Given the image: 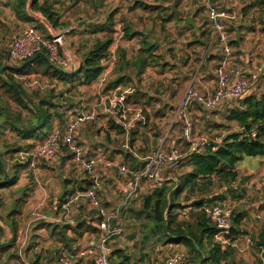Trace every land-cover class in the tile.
<instances>
[{"label": "trees", "instance_id": "trees-1", "mask_svg": "<svg viewBox=\"0 0 264 264\" xmlns=\"http://www.w3.org/2000/svg\"><path fill=\"white\" fill-rule=\"evenodd\" d=\"M63 1L32 0L31 9L33 12L40 13L46 17L57 29L62 25L60 22L61 14L57 6L62 4ZM91 2L95 3L96 7L103 4L99 3V0H91ZM0 3L3 6H9L16 18L21 22L35 23L36 26L34 27L45 36L50 37L47 26L29 14L28 4L30 0H0ZM141 5L147 10L155 8L152 5L142 3ZM114 16L115 13L109 14L104 23L91 26V29L88 30L90 33L96 36L102 33L103 36H97L94 39L91 48L83 54V59L78 67L72 71H66L51 63L47 53L44 52L24 61L20 65L13 64L12 67L6 68L2 73L1 69L7 63L4 55L0 52V264H3V255L8 251H13L15 247L20 230V217L23 214L27 199L31 195V184L18 186L19 181L26 171H30V174L37 170V164H35V167L32 165L34 159L31 156H28L26 160H21L16 158V155L31 152L40 144L35 146V140H39L41 143L45 141L57 126H65L81 109H76L75 102L71 99L68 100L66 97L73 95L81 85H92L105 71L103 63L110 58L112 54L111 47L116 40L117 30ZM124 35V39H130L137 34H130L128 27H125ZM148 38L144 36L145 46L135 61L136 65L143 64L139 65L138 76L144 73L147 65L152 63L153 59L156 60L154 52L158 46L156 43L148 41ZM230 44L232 45V43ZM118 52L119 64L129 65L126 62L125 50L119 48ZM8 57L10 58L9 52ZM31 75H40L51 82H59L64 85V90L57 92L55 88H51L46 91H41L40 89L29 91L25 88L24 82L20 81L16 76H25L29 80ZM128 79L126 75H119L107 84L104 91L106 93L112 91L119 85L127 83ZM260 79L263 81L257 90L260 93L256 91L233 99L219 110H215V112H220L226 107L228 111L225 114V119L227 122L236 123L238 131L229 130L231 126L226 124L214 123L212 127L209 126L211 129H228V133L225 135L220 134L217 138L208 139L207 142L200 145L196 151L190 153L182 161L181 165L184 163L187 166L186 170L177 175V177L175 176L169 181L166 180L162 187L151 189L144 196L140 209L131 208V213L141 222L142 232L139 237L143 245L150 242L152 238L156 239V242H162V245H183L187 251H182L185 258L184 264H247L244 260L237 258V249L233 245L239 235L248 234L242 228L243 221L249 216L247 211L235 212L233 210L232 228L230 234L226 236L229 241L223 244L216 238L219 232L216 223L203 212L194 211L188 219H184L180 217L178 210L184 208L187 203L195 207L222 204V201L226 199L229 193H234V196L238 195L236 194V189L231 188V185L239 177L237 164L246 156L264 157V73ZM142 98L147 99L146 103L151 101V97L144 92L137 91L128 94L122 102L117 103L116 111L122 116L123 113H120L119 109L125 111L124 106L135 104ZM61 100H65V102L61 103ZM66 106H72V110L76 111L71 118L66 115V112L69 111L65 108ZM195 106L200 107L197 104ZM141 122L140 120L138 123L140 127L136 129L133 126L130 127V130L126 121L119 123L116 120H111L113 125L109 124L111 126L109 128L116 131V137L125 134L132 136L130 147H134V149L133 151L127 150L126 158L130 156L133 160L136 159L138 153L135 150V143L139 139L147 138L145 143L150 140L153 142L151 144H154V141L148 137L149 130L147 126ZM140 128L142 136L137 137ZM254 132L256 136L253 137ZM8 137L11 141H9ZM107 137H110L109 132H107ZM154 140L157 142L158 138L155 136ZM80 145L88 155H94L99 152L98 150L92 153L87 151L81 138ZM100 152L105 154L104 151ZM62 157H64V160H71L77 169L85 172L87 179H84L83 183L80 182L78 186L74 183L77 180L73 183H71V180H64L65 189L56 205V209L58 207L64 208V205L74 195L85 192L91 184L90 175L73 161L72 153L66 148H63L58 160H61ZM41 160L53 162L45 159L38 161ZM128 161L131 166L127 165L131 168L141 167L144 163V159L135 165L130 159ZM216 186H226L227 189L219 194L206 195L208 191H211ZM5 191H11L14 194L12 200H9L11 201L9 205L5 201ZM183 194L184 199L187 200L186 202L179 201L180 196ZM84 199L88 200L85 197L80 200ZM91 208L94 209L93 212L95 214H92L89 220L77 218L75 225L40 221L34 230H51V236L60 247L57 251V257L63 253H77L81 248L74 245L78 242L80 236L86 232L96 236L100 235V230L97 227V222L99 221L98 208L94 206H91ZM168 208L170 209L168 210ZM261 210L264 211V204L261 206ZM8 230L12 232L13 237L6 241L3 240V236ZM72 234L75 236H72ZM136 235L137 232L132 234L130 236L131 239H135ZM251 239L253 244L255 243L257 251L264 257V223L260 231L252 234ZM157 244L159 243H155V245ZM8 257H16V255L9 253ZM134 258H136L135 254L126 252L122 248H115L110 255V264H155L152 262L153 259L145 252H140L136 261H134ZM88 259L92 262L91 264H95L92 257ZM84 260L85 257L79 258L76 264H85L86 261Z\"/></svg>", "mask_w": 264, "mask_h": 264}, {"label": "rangeland", "instance_id": "rangeland-1", "mask_svg": "<svg viewBox=\"0 0 264 264\" xmlns=\"http://www.w3.org/2000/svg\"><path fill=\"white\" fill-rule=\"evenodd\" d=\"M76 1V3H75ZM66 2V1H65ZM102 2V1H101ZM100 5L99 3H97ZM63 10L61 11V17L60 22L62 23L61 26H59L57 29L54 27V30L56 33H62L67 30V28H79L80 30H83L80 34L76 35L74 39L75 40V47L78 51H81L82 48H87L90 43L92 45V42L94 38L97 36L102 37L103 34L99 33V35L92 36L89 33L85 32V28L88 23L90 25L96 24L97 22L102 24L107 20V17L109 14H114V22L115 27L119 28V33L121 35L124 31V26L126 24L123 23L122 16L119 14L117 16L116 13H118V9L120 11V6L118 7V3L115 0H107L102 5L96 7L95 3H92L91 0H71V3L69 5H66L65 7H62ZM118 8V9H117ZM230 10H233L232 8ZM5 12L0 14V18ZM37 15L43 16L40 13H36ZM63 14V16H62ZM151 16H154V12H149ZM124 16V15H123ZM44 17V16H43ZM65 17V19H63ZM47 19V18H46ZM19 20V19H18ZM44 23L40 19H36ZM20 21V20H19ZM97 23V24H98ZM122 23V25H121ZM73 24V25H71ZM89 25V26H90ZM36 26L35 23H24L21 22L14 26L5 25L3 22L0 25V52L2 55H4L5 62L7 64H16L20 65L21 63H17L13 60H11L8 57L9 48L11 46L12 39L15 35L19 34L22 30H24L26 27ZM36 28V27H34ZM48 28V27H47ZM77 28L74 30L75 33H77ZM88 28V26H87ZM161 28V25H160ZM37 29V28H36ZM48 30V29H47ZM163 30L166 31V26L163 25ZM228 30V29H227ZM48 32L51 34V30H48ZM73 32V31H72ZM71 32V33H72ZM67 36V35H66ZM124 34L122 37L118 36L120 38V42L124 39ZM165 34L163 35V37ZM154 37V36H153ZM158 38V37H157ZM66 37L64 38V45ZM154 40V38H153ZM160 38L155 42L157 46H160ZM164 44V42H161V44ZM157 47V49H158ZM155 51H158V50ZM162 50V47H160V50ZM165 54V51H163ZM160 61H164V58H161ZM196 63L200 64V60L197 58ZM260 62L257 61V66ZM162 64V63H160ZM262 64V63H261ZM201 65V64H200ZM170 67V66H169ZM256 66H252V69ZM204 69V66H201V69ZM217 68V67H216ZM250 68V67H249ZM159 69L163 70L161 66L159 65ZM200 69V70H201ZM158 72V71H157ZM163 72V71H162ZM20 81L24 82L25 88H27L29 91H32L34 89H40L41 91H46L51 88H55L57 92L64 90V85L56 82V81H49L47 78H43L42 76H35L31 75L29 76L31 78H37L41 80V86L35 87L30 85V81L27 77H21L16 76ZM27 79V80H24ZM263 83V81L260 79L257 85V88L254 92H256L260 85ZM151 92H156L158 95L157 99L153 100V102H158L160 99L159 97L161 94L165 93L167 91V87L162 84L155 85L152 84L150 89ZM187 90V89H186ZM259 92V91H257ZM186 93V91H185ZM260 93V92H259ZM81 94V95H79ZM85 94V95H84ZM82 96V97H81ZM97 95H95L94 90L89 88V85H81L79 89L73 93L70 97H66L68 100L71 99L73 102H75L76 109H80L81 107L90 108L92 104L95 103L97 100ZM154 99V98H153ZM147 99H140L139 102H135L132 104H127V112H125L124 116H120V114H116L113 116H102V118L106 122V126L113 125L111 123V120H116V122L122 123L123 121H132L133 126L137 129V127H140L139 121L140 117L141 123H145V126H147V129L149 132H151V135L153 137H157L160 145L163 143L165 146L167 143V147H178V149L181 150H187L189 145L184 142L181 138L182 134V123L180 120L176 121V123H173L174 121V115L172 114V111L170 112L169 116H163V112H166L168 109H174L180 105L179 102H175V107H172L171 105H166L164 108L158 109L156 112L155 110H151L149 112L145 106L150 107V102H145ZM170 103L173 101V98L169 99ZM61 103L65 102V100H61ZM167 102V100L163 101V103ZM109 105V104H108ZM168 107V108H167ZM66 109L69 111L66 112V115L68 118H71V116L76 112L75 110H72V106H66ZM179 108V107H178ZM177 108V110H178ZM126 110V109H125ZM160 110V111H159ZM228 109L226 107L223 108L220 112H207L203 109H201L198 106L193 105L190 109V112L192 114V121L194 122V133L196 136H206L209 139H212L214 137H218L220 134L225 135L228 133V129L225 128H209L214 125V123L219 124H226L230 125L229 130H236L238 131L237 124L234 122H227L225 119V114L227 113ZM193 112V113H192ZM103 115V114H102ZM162 117H164L162 119ZM100 118V121L101 119ZM119 118V121H118ZM162 119V120H161ZM159 121L158 124H156ZM115 122V121H114ZM175 126V127H174ZM88 129L91 131L96 128H98L97 123L92 122L87 125ZM102 129H99L98 132L100 133ZM117 134V133H114ZM126 135L128 140V146H127V140H125L123 144V138ZM123 136L114 137L113 143L117 144V151L121 153V156L118 157L119 154H117V159L120 163H126L129 166H131L130 162L128 161L132 157H125L124 150H130L133 151L134 147L131 148V138L125 134ZM9 138V137H8ZM119 138V139H117ZM135 138V137H134ZM151 138V137H149ZM147 138L139 139L135 145V150L138 153L137 156H146L151 155L154 150L158 147L157 144H151L152 141H148V143H145ZM160 139V140H159ZM99 140L106 142L105 137L99 138ZM9 141L10 138H9ZM136 141V139H135ZM175 142V146L171 145V142ZM94 140L92 141V143ZM35 143L37 146L41 141L35 140ZM110 143V142H109ZM113 145V144H112ZM141 155V156H140ZM23 157H25L24 154H17L16 158H20L21 160H24ZM111 158V157H110ZM138 160H140L138 157H136ZM133 159V158H132ZM68 159H65L67 161ZM143 160V159H142ZM59 161H55L53 163L46 162V161H37L36 164H38V167H42V171H33L29 174L30 171L25 172V176H22L26 179L25 183L27 185H30L31 188V195L27 199V203L25 204L23 208V214L20 217V230L19 235L16 240L15 247L13 251H8L5 253L2 257V263L3 264H55L56 258H57V251L59 250V245L57 244V241L51 236V230L44 229V230H34L35 226L40 221L45 222H54L57 224H65V223H71L76 224L77 218H86V220H89L87 218H90L92 214H95L93 212L94 209L91 208L88 200H80L76 203H71L69 207V211L66 212L65 208L56 209V205L59 202V199L63 193V191L58 192V189L64 190L65 177H59L56 175V171L60 168V165H65V163H58ZM70 167L74 168V172L78 171V169L75 167L72 162H70ZM263 163L258 162L255 158H247L244 157L243 160H241L237 164V170L239 172V177L236 182L231 185V188L236 189V194L229 193L224 201H222V204H225L227 206H230L233 208L235 212L240 211H247L249 216L245 218V220L242 223V228L248 232L246 235H239V237L234 241L233 245H235L237 249V258L244 260L247 264H264V257L260 255V253L257 251L255 247V243L253 244L251 236L252 234H256L258 231H260L261 227L264 223V211L261 210V206L264 204V168H262ZM46 169L44 170L43 168ZM64 167V166H63ZM187 169V166L184 165V163L172 173L173 177H177L180 173H182L184 170ZM62 170H60L61 172ZM112 174L116 175L114 172L115 170H111ZM24 174V173H23ZM82 174V173H81ZM66 175V174H65ZM64 175V176H65ZM59 177V178H57ZM59 179V180H58ZM67 179V178H66ZM70 180V179H67ZM85 180L83 179L81 183H83ZM169 181V180H168ZM74 181L71 180V183ZM91 185V184H90ZM103 186V182H102ZM171 186V185H170ZM90 188V187H89ZM88 188V189H89ZM104 187H102L100 191V201L102 205L105 208H108L110 212L116 211L118 208H120L119 212L116 211L118 214H121V222H120V228H122V233L119 236H116L111 242V250H114L115 248H122L125 249L126 252L135 254L136 258H134V261L137 260V256L140 252L147 253L153 260L152 262L155 264H163L165 260L174 254L176 251H183L187 252L185 249V246L183 245H162V242H156V239L152 238L150 242L143 245V243L140 240L139 234L142 232L141 230V222H139L136 219V216L131 213V208L133 209H140L143 203V198L145 195L149 193L150 190L144 189L137 199L130 204L128 209H125L124 212V202L121 195L117 193H112V189L115 188H106V190H103ZM87 189V190H88ZM105 189V188H104ZM226 186L219 187L216 186L212 188L211 191H208L206 195H213V194H219L224 191H226ZM86 190V191H87ZM37 195L35 196V194ZM5 201L7 205L11 203L12 198L14 197V194L11 191H5ZM54 198H57V202H54ZM179 201L186 202L187 200L184 199V194L180 196ZM54 202V203H53ZM79 204V205H78ZM4 212V210H3ZM176 212V211H175ZM80 216V217H78ZM136 238L131 239V235L136 233ZM36 233V234H35ZM35 234V235H34ZM72 236H75L72 234ZM13 237L12 232L8 230L5 232V235L3 236V240L9 241ZM98 237L99 235H93L91 233H84L82 236L78 238V242L74 245L75 247L80 246V248L86 249V248H92L94 251L96 244L98 243ZM155 243H159L155 245ZM31 246L33 247L31 248ZM239 248H243L242 251H239ZM80 249V250H81ZM14 254L16 257H8V254ZM40 254V256H39ZM92 254H89L85 257V264H91L92 262L89 261L88 258H91ZM38 258V259H37ZM263 260H262V259ZM87 259V260H86ZM37 260V261H36ZM262 260V261H260Z\"/></svg>", "mask_w": 264, "mask_h": 264}, {"label": "crops", "instance_id": "crops-1", "mask_svg": "<svg viewBox=\"0 0 264 264\" xmlns=\"http://www.w3.org/2000/svg\"><path fill=\"white\" fill-rule=\"evenodd\" d=\"M106 1L107 0H99V3H104ZM116 1L118 3V7L120 6V11L117 8L118 13L116 14L117 16L120 14L122 16L123 23L126 24L124 26V30L125 27H128L130 34L137 35L133 36L130 39H123L122 42H120L121 40L120 38H118V36L122 37L124 31L121 35V33H119L120 27L116 28V40L111 47V58L108 59L109 61H105L103 63L105 65V71L103 72L104 74L102 73V75L96 82H94L92 85H89V88L94 90L95 95H97V100L95 101V103L101 102V95L109 96L110 99L105 100L103 102L105 104L101 105L99 108L98 117L94 121L95 124L97 123L98 125L97 130L95 128L91 131L87 127L88 124H85L80 129V138L84 143V147L87 151H89L90 153L97 150L104 151L108 157H111L113 159H117V154H119L118 157L121 156V153L117 151V144H114L112 140L114 139V137H116V134H114L116 133V131L111 130L109 128L111 126H106V122L102 118V116L105 117V115H118V112L116 111L117 109L111 103V99H113V96L115 95L119 98V94L127 96L128 94H132L137 91L144 92L146 93V95L148 94L151 97V106H145L144 108H146L149 112H151V110H155L157 112L158 109L164 108L166 105L175 107V102L180 103L184 98L186 89L190 85H192L196 90L202 93H212L217 86L216 67L221 58L223 49L221 41L214 36V32L209 25L207 10L208 0ZM211 1L220 6H223L225 3L230 4L231 8L233 9L232 13L235 14L234 18L227 20L229 36L228 39L229 42L232 43L231 46L233 52L231 63L234 65L239 64L242 66H248L250 68H252V66H257V61L260 62L258 65H264V0ZM70 3L71 0H64L62 4L57 6L60 14L63 10L62 7H65ZM141 3L155 6V8L147 10L141 5ZM171 6H174V10H172ZM3 12L5 13L0 18V25L2 24V22L5 25L7 24L9 26H14L18 23H21V21L16 18L15 14L12 12L9 6H3L2 3H0V14ZM149 12H154V16H151ZM63 19H65V17H63ZM89 25L90 23H88L87 25L88 28L86 26L83 29H85L86 33L95 36V34H92L90 33V31H88L91 29V26L93 24L90 26ZM163 25L166 26V31L163 30ZM76 28L77 27L75 26L74 30ZM74 30L72 33L66 36V42L65 45H63L62 49L68 56L69 60L72 62V66L74 64H77L78 67L79 63L83 59V54L88 51L92 45L90 43V45L86 49L82 48L81 51H78L75 47L76 43L74 39H76L75 36L83 32V30L77 28V33H75ZM164 34L165 36L163 37ZM144 36L149 37L147 40L154 43L158 40V38H160L161 42H164V44H161L160 42V46L157 49L158 51L154 52L156 60L153 59L151 61L152 63L147 65L144 73L141 76H138L137 73L139 72V65L143 64L136 65L135 61L137 59V56L145 46ZM160 47H162L161 51H159ZM119 48H123L125 50L127 56L126 62H128L129 65L119 64ZM163 51H165V54L163 53ZM113 54L115 55L114 60H112ZM161 58H164V61H160ZM197 58L200 60L201 65L196 63ZM6 65L12 66L13 64ZM159 65L163 70L159 69ZM202 65L204 66V69H201ZM72 70L75 69L66 71ZM119 75L128 76V82L125 84H121L117 88L106 93L104 89L106 88L107 84L110 81L112 82ZM103 77L106 78L104 82L102 81ZM152 84H165V86L167 87V91L161 94V96L159 97L162 100H159L158 102H153V100L157 99L158 94L149 90ZM171 98H173V101H171L170 103L169 99ZM164 100H167V102L163 103ZM178 107H176L175 110L168 109L166 112L162 113L163 116H169L170 112L172 111L171 115H174L175 118ZM124 108L126 109L125 111H121L119 109L120 113H123L122 116H124L125 112H127L126 106H124ZM100 118H102L101 121ZM135 118L136 117H134V120ZM163 118L164 117H162V119ZM139 119L141 120L142 117H140ZM134 120L127 122V127L129 130L130 127H133L132 122ZM156 122V124L159 123V121ZM99 129H102L100 133L98 132ZM107 132H109L110 137H107ZM148 133V137H151V139L154 141V144L160 146L159 142H155V137L151 135V132ZM127 135L130 136L129 134ZM138 136H142L141 128L137 137ZM104 137L106 142L99 140V138ZM124 137L125 138H123V144L125 142H127L128 144L126 135ZM124 139L127 141H125ZM93 140L94 142L92 143ZM171 145L175 146V142L172 141ZM124 153L126 156L128 151L124 150ZM136 157H138L140 160H138L137 158L133 160L131 158V162H133V165L138 164V162H142V159H144L145 156ZM246 157L255 158L258 162H262V168H264V157ZM58 161L60 163H65V165H60V168L58 169V171H56V175L60 178L63 176L65 177L64 180H66V178L72 181L77 180L76 182H74L76 186H78L83 179H87L85 172L81 171L80 169L74 172V168L70 167V162H72L71 160L65 161L64 157H62L61 160ZM41 169L42 167H38L37 164L36 171H39ZM43 169L45 170L46 167ZM60 170L62 171L60 172ZM111 170L115 169H110L103 172L104 174H102V187L105 188H103V190H106V188L114 187L115 185V188L112 189V193H117L123 197V193L119 189L120 178L118 177L117 170L114 171L116 175L112 174ZM23 176H25V173L23 174ZM171 178H175L172 176V173L167 175L166 180H170ZM25 181L26 179L21 177L18 186L26 185L27 182L25 183ZM61 191L64 190L60 188L58 189L57 193ZM36 195L37 193L35 194V196ZM53 201L57 202V198H54ZM242 249L239 248V251H242Z\"/></svg>", "mask_w": 264, "mask_h": 264}, {"label": "built area", "instance_id": "built-area-1", "mask_svg": "<svg viewBox=\"0 0 264 264\" xmlns=\"http://www.w3.org/2000/svg\"><path fill=\"white\" fill-rule=\"evenodd\" d=\"M230 4L223 6L208 0V20L214 36L222 43V56L216 68L217 86L214 92L206 94L196 90L190 85L184 98L182 99L173 123L180 120L182 123L181 138L189 147L187 150L178 149V147L167 148L163 143L151 154L144 158L141 167L131 168L125 163L108 157L103 152H96L94 155H88L80 145V129L86 123L95 120L98 117L99 108L109 96L101 95V102L95 103L90 108L81 107L65 126H57L46 138L29 153L25 155L24 160L31 156L34 160L32 165L40 159L48 161L58 160L66 148L73 155V161L90 175L91 185L85 192L74 195L65 205L66 212L69 211L71 203L79 201L82 197L88 199L91 206L98 208L99 221L97 227L100 230L98 243L94 251L92 248L81 249L77 253H63L57 257L55 264H76L79 258L92 254L95 264H110L111 246L110 242L122 233L120 228L121 214H118L120 208L110 212L100 201V191L102 189L103 172L115 169L120 177V190L123 193L124 209H128L139 194L144 190L162 187L166 181L167 175L173 173L179 168L182 161L188 155L198 149V147L208 141L206 136H196L194 133V122L190 109L193 105H199L203 110L215 111L222 108L228 101L251 94L257 88L258 82L264 73V65H258L255 68L232 64L233 52L229 42L227 20L234 18ZM74 29V28H73ZM67 28L65 32L50 34L45 36L38 29L28 26L12 39L9 48L10 59L15 62H24L37 56L39 53L46 52L49 61L63 69H76L77 64L72 66L66 53L63 51L64 38L73 30ZM111 58V57H110ZM109 58V59H110ZM115 55H112V60ZM109 61V60H107ZM104 74V73H103ZM104 76V75H103ZM27 80V79H24ZM106 80L103 77L102 81ZM30 85L40 87L41 82L37 78L29 79ZM113 96L111 103L116 108L118 102H122L126 96L119 94ZM253 137L256 136L254 132ZM219 141V140H218ZM37 160V161H36ZM36 161V162H35ZM194 211L203 212L208 218L216 223L219 232L216 236L223 244L229 240L226 238L232 228L233 208L225 204H210L195 207L190 203L178 210L181 218L188 219ZM184 254L182 251H176L169 256L164 264H184Z\"/></svg>", "mask_w": 264, "mask_h": 264}, {"label": "water", "instance_id": "water-1", "mask_svg": "<svg viewBox=\"0 0 264 264\" xmlns=\"http://www.w3.org/2000/svg\"><path fill=\"white\" fill-rule=\"evenodd\" d=\"M31 3H32V0H30V3L28 4V12L29 14L31 15V17L35 18V19H40L44 22V24L48 27L49 30H51V34L52 35H56V31L54 30V26L51 24V22L46 19V17H43V16H40V15H37L35 12L32 11L31 9ZM172 10H174V6H171ZM8 67H12L11 65H4L3 68L1 69V72L3 73L4 70ZM170 208H168L169 210Z\"/></svg>", "mask_w": 264, "mask_h": 264}]
</instances>
